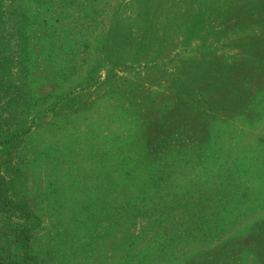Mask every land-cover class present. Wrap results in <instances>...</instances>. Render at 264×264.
<instances>
[{
  "label": "rangeland",
  "instance_id": "obj_1",
  "mask_svg": "<svg viewBox=\"0 0 264 264\" xmlns=\"http://www.w3.org/2000/svg\"><path fill=\"white\" fill-rule=\"evenodd\" d=\"M0 196L4 260L264 264V0H0Z\"/></svg>",
  "mask_w": 264,
  "mask_h": 264
},
{
  "label": "trees",
  "instance_id": "obj_2",
  "mask_svg": "<svg viewBox=\"0 0 264 264\" xmlns=\"http://www.w3.org/2000/svg\"><path fill=\"white\" fill-rule=\"evenodd\" d=\"M2 196H0V200ZM5 200L7 198L5 197ZM4 205L9 206V210L14 213H18L20 216H23L26 210V206L21 205L15 201L8 200L4 202ZM12 240L15 241L16 248L25 250L29 245V229L27 227H14L11 229ZM27 251V250H26ZM25 251V252H26ZM10 255V254H9ZM0 264H30V257L27 255V252L23 255V257L19 258L18 256H11L8 260H4L0 258Z\"/></svg>",
  "mask_w": 264,
  "mask_h": 264
}]
</instances>
